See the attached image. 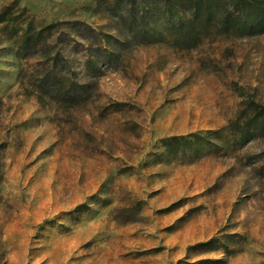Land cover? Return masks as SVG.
<instances>
[{
  "label": "rangeland",
  "instance_id": "rangeland-1",
  "mask_svg": "<svg viewBox=\"0 0 264 264\" xmlns=\"http://www.w3.org/2000/svg\"><path fill=\"white\" fill-rule=\"evenodd\" d=\"M195 4L0 0V264H264V0Z\"/></svg>",
  "mask_w": 264,
  "mask_h": 264
},
{
  "label": "trees",
  "instance_id": "trees-1",
  "mask_svg": "<svg viewBox=\"0 0 264 264\" xmlns=\"http://www.w3.org/2000/svg\"><path fill=\"white\" fill-rule=\"evenodd\" d=\"M122 2H127L128 0H120ZM134 0H132L133 2ZM160 0H152V2H159ZM196 1V9H200L202 7V5H206L205 1L206 0H195ZM262 11V10H261ZM2 19H4V16L0 14V22L2 21ZM250 18H248V20H246V25L249 23ZM225 27L226 29L230 27V23L229 21L225 22ZM262 31V28H260ZM261 128H264V110H259L256 111V113L253 115V117L250 119V121L248 122V125L246 128L243 129V133L244 135H249L251 132L256 133L258 131H260ZM177 138L174 137L173 140H176Z\"/></svg>",
  "mask_w": 264,
  "mask_h": 264
}]
</instances>
